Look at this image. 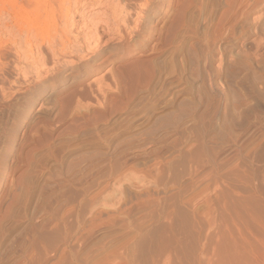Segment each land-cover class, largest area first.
<instances>
[{"label":"rangeland","instance_id":"1","mask_svg":"<svg viewBox=\"0 0 264 264\" xmlns=\"http://www.w3.org/2000/svg\"><path fill=\"white\" fill-rule=\"evenodd\" d=\"M102 11L107 20L111 11ZM84 19L77 16L78 28ZM140 27L152 32L147 48L121 62L123 50L106 53L75 76L67 75L71 65L53 71L43 46L49 68L30 67L23 81L13 51L5 53L0 264H106L128 244L134 264L156 256L159 264H189L204 248L212 260L222 254L217 192L233 190L226 183L237 181L235 170L254 173L255 187L262 173L264 0H173L169 18L147 11ZM109 37L100 33L90 45L105 48ZM131 65L130 76L114 72ZM235 183L234 196L242 186ZM191 215L200 235L191 232ZM226 254L218 258L224 264Z\"/></svg>","mask_w":264,"mask_h":264},{"label":"bare ground","instance_id":"2","mask_svg":"<svg viewBox=\"0 0 264 264\" xmlns=\"http://www.w3.org/2000/svg\"><path fill=\"white\" fill-rule=\"evenodd\" d=\"M70 1L71 0H0V31H1V34H0V66L6 60L5 55L7 54L5 53L12 50L13 57L16 60L15 67L16 69L20 68V70L17 69V71L18 70L23 71V74H22L23 81H27L28 76L26 75V72L28 71L30 67L38 68L39 66H42L44 69L49 68L48 66L45 65L46 63H44V59H45L44 55H41L43 46L46 47L47 51H49L50 54L52 55L51 59H53V65H54V70L53 69L52 70L55 71L56 69L55 66H57L60 69H65V68H68L69 65H71L70 67L71 71L68 72L67 74L71 76L73 75L75 76L78 72L81 71V69H90V71H87V72H91L93 70L92 67L97 66L96 63L99 62L100 59L106 53H110V55L112 54L116 56L117 54H120L121 50H123L122 51L123 54L120 56L117 55L115 59L117 62L124 61L126 60V58L131 56L133 52L140 47V45L141 46L145 44L147 45L148 42H151L152 40V32H150V30H147L146 32H144L140 27L141 22L143 20V16H146V12L154 11V14L156 15L162 13V19L165 17L169 18L170 12L172 10L173 0H161V1L160 0H73L72 3H70ZM121 3H123L125 7L123 10L117 13L118 11L117 6H119ZM138 9H140V11H137ZM92 10H94V13L92 14L93 17L91 18H93L95 22H90L91 24L88 25V21H87L88 17L86 16V14L90 13ZM100 10H104L102 11L101 14H104L105 11L110 10L111 16L108 17L107 20H104L103 19L104 16L99 15L98 13V11ZM77 16L86 18L82 20V22L84 23H82L80 28H78ZM100 16H102L101 19H99ZM178 24L180 23L178 22L177 25ZM174 28L175 26L169 27V30H168L169 35H171L173 31H176ZM83 30L87 32H84ZM140 30H142L141 34L140 33L138 34ZM100 33H101V36L102 35L110 36L108 39H106V42H105L106 44L108 43L107 46L105 48H101V46H99L98 43H96L95 46L91 47L90 40L93 39L98 42V39H100ZM160 33L161 32L159 31V35ZM79 40L81 41L83 40V42L79 44L77 47H74L72 49L73 44L78 42ZM33 50H35V55L33 54ZM84 51L89 54L87 57H84L82 55ZM40 55H41V58H40ZM121 69L118 68L114 71L116 72V74L119 75V77L121 74L128 75V76L132 75L137 70V67H134L131 65V66H128L126 68H121ZM110 78L112 80V77ZM72 82L76 83V81H72ZM56 93L57 92H54V91L51 92V94H56ZM262 150H263L262 151V155H263L264 154V139H263V149ZM262 160H263V164L261 168L262 173H261L260 178L258 177L259 178L258 183H260V185L258 184L259 185L258 187H255V185L253 186L252 184V182L256 180V175L254 173H252L251 176L250 174L249 176H246V174L243 175L244 172L243 174L240 173L241 174L240 175L238 173V170H235L234 172H236L237 174L236 175L237 181L234 180L233 182V180L228 179V182L226 183V184L229 183V186L233 188L232 191H235V186L237 185V183L235 182H239L240 184H242L241 188L238 191H236V193H234L235 196L233 195L232 191H231L232 193L228 192L229 190L227 188L229 187H227L228 185L226 184H225L226 185L225 187L228 191L217 192L219 193L217 194L218 196H216L217 202L219 203L220 201H222L224 203L223 204L224 208L222 207L223 210L221 209L222 210L220 214L221 216L218 213V215L221 217L220 221L222 225H219L221 227L220 228L218 227V231H216L218 236L216 237L217 241L215 242H216V248L219 246L218 247L219 252L221 251V247H222L221 244L224 243L223 240L227 242V243H224L226 244L227 247L226 246H223L224 248L222 247V249H224L221 251L222 254L217 253L218 258L220 255H221V258L222 256L225 258L224 255L226 253L223 255V251L225 252L226 248H228V251H227L228 254H226V258H229V260L227 259L228 260V262H226L227 264L229 263L231 264L234 260H236L233 262L234 264L235 263L236 264H264V256H263L264 255V158ZM234 167H232V170H234L233 169ZM261 169L259 171H261ZM234 172L233 174H235ZM219 174L220 173H218V175L216 174V179H215L216 182L218 181V184L220 181L223 182L224 180V178ZM240 179H242L243 183L240 182L241 181ZM245 179H248L249 183L248 181L246 182ZM250 183L252 184L251 187H250L251 185ZM216 186L217 188L219 187L218 185ZM214 204L216 205V203ZM211 205H212V202H211ZM253 206L257 209L258 212L257 211L253 212V210H256ZM252 207L254 209H252ZM204 214L208 215L209 213H204ZM189 220H191L189 221L190 222L189 225L192 230L190 231L193 234L197 232L196 229L199 224L197 225V222L194 220V215H191ZM252 231L254 235L252 234ZM201 232L198 231L196 234L200 235ZM170 233H172V231H170ZM167 235L171 236V234L169 235L168 233ZM174 237L176 238V236ZM175 238H172V241L174 242V244L180 243L178 242V239H175ZM213 241H214V237H213ZM219 241H221L222 243H220ZM217 243H220V244L217 245ZM128 245L125 247L123 253H121L120 251L114 252L115 254L113 255V259L111 261H108V263L106 264H134L133 263L134 259H132V250H131L132 248H130ZM205 250H206L205 248L199 249V250L196 249L197 252L194 251V253L196 252L197 254L196 253L194 254L196 255L192 257V260L194 258V261L193 262L190 261V263L191 264H215L212 262H217L216 260L218 258L215 257V259L213 258L215 261L212 260L211 255L213 253H211L210 255L209 251L206 252ZM213 252H215V250ZM130 254L131 256L129 258ZM227 255H229V257H227ZM212 256L214 257V255ZM154 258H155V261H151V264H159L157 256ZM177 259L179 260L180 258H177ZM230 259L231 260L233 259L232 262L230 261ZM156 260H157V263H156ZM185 262L189 263L187 261ZM216 264H224V263H222V261L219 260L218 263Z\"/></svg>","mask_w":264,"mask_h":264}]
</instances>
